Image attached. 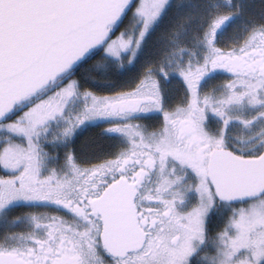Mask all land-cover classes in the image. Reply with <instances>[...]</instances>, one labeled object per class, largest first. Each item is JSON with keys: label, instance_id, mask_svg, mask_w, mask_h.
I'll return each mask as SVG.
<instances>
[{"label": "snow or ice", "instance_id": "snow-or-ice-1", "mask_svg": "<svg viewBox=\"0 0 264 264\" xmlns=\"http://www.w3.org/2000/svg\"><path fill=\"white\" fill-rule=\"evenodd\" d=\"M0 264H264V0H0Z\"/></svg>", "mask_w": 264, "mask_h": 264}]
</instances>
